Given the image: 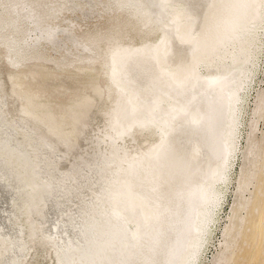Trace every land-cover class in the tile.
<instances>
[{
	"label": "bare ground",
	"instance_id": "bare-ground-1",
	"mask_svg": "<svg viewBox=\"0 0 264 264\" xmlns=\"http://www.w3.org/2000/svg\"><path fill=\"white\" fill-rule=\"evenodd\" d=\"M93 16H105L104 26L78 30ZM263 49L264 0H0V61L14 69L0 68L12 78L9 91H60L65 85L58 80L31 81L62 77L92 91L99 64L109 92L101 111L111 130L106 136L119 142L113 149L119 162L97 192L109 196L102 201L107 210L56 220L42 198L59 188L51 166L61 154L47 138L61 140L62 124L49 121L47 134L34 137L22 118L7 123L0 94V264H33L44 247L52 264L74 258L78 264H199L237 153L230 214L209 264H264V156L258 158L251 134L240 145L239 127ZM256 93L257 121L264 92ZM91 100L85 96L78 105ZM137 136L151 145L130 158L122 144L126 137L137 143ZM30 174L41 181L38 189ZM251 177L247 202L242 192Z\"/></svg>",
	"mask_w": 264,
	"mask_h": 264
},
{
	"label": "rangeland",
	"instance_id": "rangeland-1",
	"mask_svg": "<svg viewBox=\"0 0 264 264\" xmlns=\"http://www.w3.org/2000/svg\"><path fill=\"white\" fill-rule=\"evenodd\" d=\"M64 16L67 15L64 14ZM104 19L105 16L103 19L101 17L95 16L90 17L86 22L79 23L78 30H87L88 27L100 28L104 26ZM96 44H98L99 48L103 45V41H97ZM42 63L48 68L52 67V63L50 64L45 60ZM256 66V76L253 87L251 88L250 86L248 88L243 101L244 112L242 114V124H240L239 127L241 130L240 145L244 146V136L247 134H251L252 138L254 137V143L256 144L255 151L257 152V156L258 158H261L264 156V116L260 117V120L258 119L256 121V118L253 117L252 110L255 109L254 102L256 100V90L263 89L264 92V49L263 52L259 55V58L256 60ZM8 67L9 66H5L0 61L1 69L4 68L9 71L10 67ZM18 68H22V66ZM10 71L12 72L14 71V69L11 68ZM94 74L97 76V84L95 86L96 88H92V91L94 92L90 91L91 88L87 89V91L84 90L85 93L83 92V90L77 88L74 89L75 87L72 85V83L64 79V77L56 78L52 81L35 82L31 81V78L28 80L26 78V84L28 81H31V84H38L37 86H42V84L50 85L57 80V82H61L63 83V85H65L63 90L54 91L53 89L48 87V90L44 89L42 91H38V94L35 96V94L31 95L33 93H31L30 91H26L23 94L20 88H16L15 86L11 87L9 91V86L12 82V78H10V76L6 73H1L0 71V82L4 84V89L2 90V92L0 91V94H5V96H3L5 103H3L4 106L2 105V107L6 112L5 117L8 119L7 123L12 124L16 120L20 121V118H22L24 126L29 128L31 127L30 129L32 130V135H34V137H37L39 135L47 134L46 132L48 130L46 129V126L50 123L49 121H52L53 126H55L56 122H58L62 124V126L59 127V134L61 138L66 139V135H68V139H66V141H61L62 139L56 141L54 139L55 136H47L48 142L52 146V148L55 147L61 154L60 160H55L56 165L51 166L52 169L55 168L53 176L56 178L59 188L49 192V194L43 195L42 208L45 210H55L53 211L54 213L52 212L51 216H53L56 220L62 218L66 215V213L70 212L74 214L75 218H78L83 214L100 215L107 210L102 201L103 199L108 201L109 196L106 193L103 195V199H101V197L98 196L97 192L101 187V179L105 177V174L109 172L110 168L116 167V162H119L116 153L113 154L114 146H118L119 142L113 144L112 141L108 138V136H110L111 130L106 128L108 124H106V121L101 112L103 107H105L108 103L109 98V92L106 87V82L103 78H101V65L96 64V70L94 71ZM104 88L106 90V93ZM56 92H58L59 95L61 93L63 95L61 94L62 96L60 95V97H57L56 95H58V93ZM82 92L84 94V97L91 95V105H78V103H80V101L84 98L82 96ZM77 95H80L78 96L80 97V99L77 97ZM75 97L77 98L75 99ZM49 98L51 99L48 100ZM57 98L59 100H61L62 98V101L60 102ZM104 98L106 99V101L104 100ZM35 99L36 101H34ZM66 99L70 100V102H67ZM49 101H51V104ZM54 101L56 103H54ZM71 101L75 103H72V105ZM24 109H26L27 111L29 110V113L27 115L32 116L31 118L26 117V110ZM31 124L35 129L32 128L33 126ZM36 133L39 134L37 135ZM106 134H108V136H106ZM117 136L118 134L116 133V138ZM146 137L140 138L139 136H137V138H139L138 140H136L137 143L132 140V138L126 137V140H124L122 147L126 150L127 153L130 154V158L134 157L133 154L136 151H138L137 154L139 155L140 153H144L149 148L151 143H148L149 141L148 138L146 139ZM16 139L17 144L26 149V144H24L23 141L21 142V140L23 139L20 136H17ZM135 147H137V149ZM119 154L122 155V150H119L118 155ZM236 155L237 156L234 159L230 171L232 182L229 184L228 190L226 191V194L224 196V204L222 202V207H220L216 215L217 221L215 223L216 226L214 228V232L212 233L211 238L208 241L207 247L202 254L201 262L199 264H209V261L212 259L213 255L217 253L216 251L221 240V228H223V225L228 220V215L230 214V208L233 201V189L236 185L235 178L238 174L237 170H239L240 162L239 153H237ZM107 159H112V162L104 164V160L106 161ZM114 160H116L115 163ZM30 161L31 160H29V163ZM36 170L39 171L38 169ZM46 177L47 176L44 175L43 178ZM29 178L35 181V187L38 189L40 187L41 181L35 180L36 176L34 174H30ZM251 180V184H249L247 188L250 190L246 189L244 190V192H242V195L245 196V198L248 200L247 202L250 201V192L255 186V178L251 177ZM57 192L59 196L61 195L60 197L62 199L54 197L55 195H57ZM111 199L112 198H110V200ZM149 210V206L146 203L143 204V212L148 213ZM130 228L134 230L135 225H131ZM34 245L37 247L40 246V244L37 243H34ZM42 253L43 256L41 257L35 256L36 260H34L35 258L33 259V257L30 258L32 259L33 264H52V260L50 259L51 252L49 248L44 247ZM73 264H78V260L76 258H74Z\"/></svg>",
	"mask_w": 264,
	"mask_h": 264
}]
</instances>
